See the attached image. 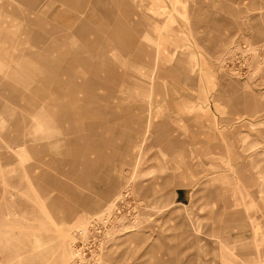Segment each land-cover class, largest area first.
Listing matches in <instances>:
<instances>
[{
    "label": "rangeland",
    "instance_id": "obj_1",
    "mask_svg": "<svg viewBox=\"0 0 264 264\" xmlns=\"http://www.w3.org/2000/svg\"><path fill=\"white\" fill-rule=\"evenodd\" d=\"M0 264H264V0H0Z\"/></svg>",
    "mask_w": 264,
    "mask_h": 264
},
{
    "label": "crops",
    "instance_id": "obj_2",
    "mask_svg": "<svg viewBox=\"0 0 264 264\" xmlns=\"http://www.w3.org/2000/svg\"><path fill=\"white\" fill-rule=\"evenodd\" d=\"M176 197H179V192L178 191L176 192Z\"/></svg>",
    "mask_w": 264,
    "mask_h": 264
}]
</instances>
